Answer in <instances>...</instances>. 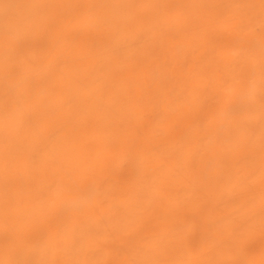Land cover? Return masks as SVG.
<instances>
[{
  "label": "bare ground",
  "instance_id": "obj_1",
  "mask_svg": "<svg viewBox=\"0 0 264 264\" xmlns=\"http://www.w3.org/2000/svg\"><path fill=\"white\" fill-rule=\"evenodd\" d=\"M169 211L259 264L264 0H0V264H200Z\"/></svg>",
  "mask_w": 264,
  "mask_h": 264
},
{
  "label": "rangeland",
  "instance_id": "obj_2",
  "mask_svg": "<svg viewBox=\"0 0 264 264\" xmlns=\"http://www.w3.org/2000/svg\"><path fill=\"white\" fill-rule=\"evenodd\" d=\"M148 143L141 141L136 145V156L134 159V167L137 171L142 170V156L148 149ZM208 164V165H207ZM230 171L227 164L207 158L205 166L201 170V175L206 179H215L220 175H226ZM207 212V211H206ZM172 229L167 230L164 236L170 237L171 234L178 231L181 233L182 242L186 248L189 245L197 248V260L200 264L205 262L207 254L210 252L212 244L217 245V255L215 261L211 264H251L254 252L249 246H246L240 234L226 224H217L212 221L210 213H204L203 223L200 227L194 224L193 219H187L181 222V216L173 211H169ZM172 214V215H171ZM193 235V236H192ZM198 237V238H196ZM259 264L264 262V254L258 255Z\"/></svg>",
  "mask_w": 264,
  "mask_h": 264
}]
</instances>
